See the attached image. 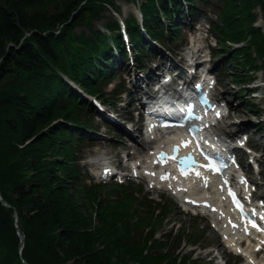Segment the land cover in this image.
I'll use <instances>...</instances> for the list:
<instances>
[{"label": "trees", "instance_id": "16d2710c", "mask_svg": "<svg viewBox=\"0 0 264 264\" xmlns=\"http://www.w3.org/2000/svg\"><path fill=\"white\" fill-rule=\"evenodd\" d=\"M122 1L140 2L153 38L165 31L169 41L178 36L166 29L161 15L175 28L172 14L180 0ZM184 1L195 16L198 0ZM216 1L213 27L221 49L241 45L230 63L250 70L259 62L264 66V32L255 26L257 8L264 19V0ZM109 7L117 8L115 0H0V193L7 203L0 202V264H23L22 259L26 264H197L186 258L177 263L162 252L167 241H153L156 254H143L164 216L147 207L136 210V199L124 187L111 189L114 199H102L100 188L80 181L75 152L81 141L72 136L84 134L89 127L84 112L93 109L68 81L103 98L96 81L113 65L112 47L125 54ZM77 27L88 32L76 34ZM127 27L141 56L143 38L134 18ZM145 227V236H137Z\"/></svg>", "mask_w": 264, "mask_h": 264}, {"label": "rangeland", "instance_id": "374dc122", "mask_svg": "<svg viewBox=\"0 0 264 264\" xmlns=\"http://www.w3.org/2000/svg\"><path fill=\"white\" fill-rule=\"evenodd\" d=\"M214 3H216V0H212L208 3L206 2H198V6L200 8V11L202 12L201 15L197 16V20L192 22L190 25H187L188 23V18H185L184 21L186 22L185 25H180L178 26V33L181 35L179 39H177L178 42H174L172 45L170 44H165L163 45L164 47H161L160 45L156 46V53L158 54L156 57H159L161 55H164L168 57L169 59H173L175 62L179 63V65H183L182 62H180L178 56L180 52H183L186 50L185 46H189L187 49L189 52V49L193 47H201L202 48V54L206 55V59L208 61V64L211 66L214 65L217 68L218 72V81H219V88L216 89V93H224L226 97L231 101V106H230V116L228 119H225V124L224 126V121L223 125H221L223 128L227 129L228 131H235V130H242V131H247L249 132L251 136V141L255 145H259L261 147L260 150V155H261V161L264 165V114L261 113L262 109H264V93L263 96L259 95V97H254L250 96L249 101L251 104H255L257 108L255 109L254 112L250 110L249 104H244V95L239 96L238 93L240 90L243 92H247V89L252 87L255 83L251 85H237L232 81L233 76L237 74H246L244 71L245 69L241 68H236L233 65H229L227 58L228 56H223V54H220V49L219 46H217L215 39H213L208 30V24H209V19H216V13L217 11L214 9ZM115 4L117 6H120L121 12L123 16H128L132 14L137 13V9L132 6L131 4H126L124 2L115 0ZM260 17V16H259ZM97 22L95 25V28H98L103 22ZM260 25L264 29V21L260 19ZM81 31L88 32L87 29L84 27H77L75 28V33L79 34ZM195 34L200 38L199 40L194 38V32ZM203 37V38H201ZM185 42L184 46L180 49L179 53L174 52L175 49L177 48L176 46L180 43ZM151 50L149 46L146 47L145 53ZM192 50V49H191ZM153 51V50H151ZM227 54V53H226ZM186 55V53H184ZM182 61V60H181ZM153 65L150 64V67ZM123 67V66H122ZM121 67V68H122ZM134 66L129 65L127 67H124V71L121 73L117 72L114 74L113 78H111V85H108L104 88L105 92H109L113 87L117 86L118 84H122L125 88H130L132 85V77H127L126 75L130 71H134ZM142 77H145L144 75H141ZM141 76L138 79H135L137 82H142L145 85V79L146 78H141ZM261 76L264 77V71L261 73H258L256 75V79H259ZM125 77V79H123ZM248 83V82H245ZM123 98L122 100V105L125 104V101L128 100V96L126 94L122 95ZM125 100V101H124ZM124 101V102H123ZM130 107V104L129 106ZM107 108H110L112 111H120V114H124V110L119 108V105L114 104L111 107L107 106ZM261 113V114H260ZM233 117V118H232ZM100 121V119H98ZM96 119L92 121V125L96 128L97 132H100V134H104V131H106V127L103 124H99ZM101 123V122H100ZM231 125L228 127V125ZM257 125L259 128L257 129ZM79 137L78 135H75L74 138ZM118 136L115 134H110L108 138H105L103 140L98 139V136H95L93 139H90L83 145L82 149V160L79 164L83 170L90 169L87 165L89 161H94L98 158L101 154H104L105 152L111 153V154H116L118 152H121L124 148L122 144H120V141L117 139ZM121 145V146H120ZM94 159V160H93ZM260 159V158H259ZM262 178L264 179V174L262 175ZM86 179H90L87 177ZM92 182L91 180H89ZM134 187V185H130ZM139 190V189H137ZM141 193V189L139 190ZM143 192V190H142ZM145 193V192H143ZM153 196V195H152ZM173 210L170 219L172 220H178L182 224V226H185L186 228L190 227L193 228L196 226L197 228L202 227V222L198 219L194 220H189L190 218L187 215H182L177 209H174L173 207H170V210ZM202 238H204L205 242H214L213 239V233L206 228L202 231L201 233ZM216 243V242H214ZM186 249V248H185ZM198 257L202 258L203 260L205 259V256L203 253L197 254ZM134 262L130 263L133 264Z\"/></svg>", "mask_w": 264, "mask_h": 264}, {"label": "bare ground", "instance_id": "6f19581e", "mask_svg": "<svg viewBox=\"0 0 264 264\" xmlns=\"http://www.w3.org/2000/svg\"><path fill=\"white\" fill-rule=\"evenodd\" d=\"M104 160V158L102 159H99L97 162H94V166L96 167L99 163H101L102 161ZM235 239V235L232 236L231 239H229V241H232ZM249 252V251H248ZM248 255V258L250 257V254H247Z\"/></svg>", "mask_w": 264, "mask_h": 264}, {"label": "snow or ice", "instance_id": "6c2138e0", "mask_svg": "<svg viewBox=\"0 0 264 264\" xmlns=\"http://www.w3.org/2000/svg\"><path fill=\"white\" fill-rule=\"evenodd\" d=\"M208 167H214V168H217V170H218V166H215V165H208ZM197 174H199V173H197ZM253 224L255 225V221H253Z\"/></svg>", "mask_w": 264, "mask_h": 264}, {"label": "water", "instance_id": "95a60500", "mask_svg": "<svg viewBox=\"0 0 264 264\" xmlns=\"http://www.w3.org/2000/svg\"><path fill=\"white\" fill-rule=\"evenodd\" d=\"M0 201L5 204V201L1 198V196H0ZM23 240H24V238L21 237V241H23Z\"/></svg>", "mask_w": 264, "mask_h": 264}]
</instances>
